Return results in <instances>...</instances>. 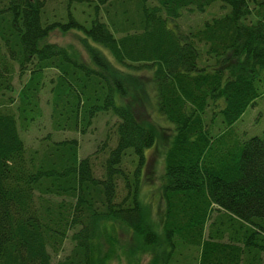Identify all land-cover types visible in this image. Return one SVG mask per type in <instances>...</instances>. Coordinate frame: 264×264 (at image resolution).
I'll return each instance as SVG.
<instances>
[{
  "label": "trees",
  "instance_id": "16d2710c",
  "mask_svg": "<svg viewBox=\"0 0 264 264\" xmlns=\"http://www.w3.org/2000/svg\"><path fill=\"white\" fill-rule=\"evenodd\" d=\"M214 1L98 0L85 25L70 12L67 21H50L46 0H0V264H51L67 239L72 248L56 264H107L119 248L129 256L134 248L119 244L112 222L133 234L138 250L152 252L150 264H169L178 246L196 247V264H240L250 254L252 235L264 233V134L232 143L229 128L260 96L264 0H220L229 12L188 33L167 24L176 27L183 10L203 12ZM55 29L82 30L89 61L47 42ZM203 55L212 63L200 65ZM29 64L13 111V99L3 96L13 90L15 65L20 75ZM50 67L58 71L50 89L54 130L84 133L108 110L117 118L114 146L107 148L106 138L96 149L106 153L101 175L89 155L78 158L75 138L54 140L49 132L28 149L20 136L19 127L41 115L42 71ZM141 70L149 76L143 79ZM149 86L156 110L174 125L165 151L160 252V236L138 200L144 153L156 133L138 119L133 102L146 99ZM213 108L221 114L217 134L206 120ZM127 155L135 160L130 174L122 168ZM118 179L125 193L117 200ZM213 209L229 224L253 228L245 245L206 233ZM253 244L264 251V243ZM259 252L251 257L264 264Z\"/></svg>",
  "mask_w": 264,
  "mask_h": 264
},
{
  "label": "rangeland",
  "instance_id": "374dc122",
  "mask_svg": "<svg viewBox=\"0 0 264 264\" xmlns=\"http://www.w3.org/2000/svg\"><path fill=\"white\" fill-rule=\"evenodd\" d=\"M99 5L98 0H46L44 12L50 21L63 20L67 21L68 12H70L77 20L83 21V24L88 25L95 16V5ZM99 9H102V4ZM230 6L222 3L220 0H216L211 3L203 12L196 11H182L181 16L174 22L176 27L172 24V21H168V25L174 30H178L182 33H188L201 29L206 21L211 20L214 17L222 16L228 13ZM101 16L104 15L103 10L100 11ZM104 19V18H103ZM84 33L80 29H71L68 32H60L55 29L49 33L46 40L50 43H56L58 45L67 47L72 53L77 55L80 59L89 61L85 46H84ZM90 44L92 41L88 40ZM96 47H99L95 45ZM102 49V48H101ZM108 60L117 67H123L117 63L111 56V54L102 49ZM207 60V61H206ZM212 63V59L203 55L199 61L200 65ZM31 68V64L27 66V69L19 75L18 66L15 65V73L12 79L13 90L5 92L3 99L10 96L13 100L11 109L15 111V106L19 104L18 91L22 87L23 83L28 79V69ZM124 70H126L124 68ZM127 71V70H126ZM139 74L143 79L149 76V72L146 70L139 71ZM58 71L53 68H47L42 71V80L44 81L38 93V105L41 113L40 117L34 119L27 129L23 130L19 121V133L24 141L25 146L28 149L37 148L40 145V140L47 133H51V138L54 140L71 139L75 138L78 141V158H84L89 155L91 160L94 161V172L96 175H101L102 168L100 166L101 157L106 155L105 152H96L98 147L102 146L107 138V148L113 147L116 140L115 124L117 118L112 114L110 110L98 113L93 119L91 125L87 128L86 132L80 133L79 131L72 130H54L51 125L50 111H51V86L56 81ZM53 80V83L50 82ZM256 85L259 90L260 96L255 99V103L249 106L240 118L229 128V136L232 143H242L245 140L253 136L262 137L264 134V69L261 70L260 80H256ZM149 86L147 98L142 96L136 102H133V109L138 119L145 125L152 126L156 133V140L152 147L145 150V163L140 168L141 177L138 189V200L141 204L148 222L152 225V228L160 236L161 244L157 247V251L163 249L162 242L164 241L162 223L164 212V199L162 196V184L165 171V151L168 143L174 135V125L169 122L163 115H161L155 106V100L153 98V92ZM2 100V99H1ZM4 102L5 101H1ZM222 102V101H221ZM212 111L217 114L213 116ZM212 119L213 133L217 134L218 130L222 128L221 114L217 112L216 108L208 110L206 120L209 122ZM220 131V130H219ZM103 149V148H102ZM99 153V154H96ZM96 154V155H95ZM96 158V160H95ZM135 160L132 156L127 155L123 161L122 168L128 174L135 168ZM118 199L125 193V188L122 179H118ZM222 216L217 210H211L209 219L206 222V233L209 232L211 224L217 225L219 217ZM222 226L229 227L231 229L237 224H229L227 218L224 216ZM115 237L119 239V244H124L128 241L134 248V251L129 255H125L119 248L117 254L112 257L107 264H135V259H138L137 264H150V258L152 252L140 251L137 249L138 243L130 242L136 240L133 234L124 226L119 223L112 222ZM211 226V228H213ZM213 232V231H212ZM232 237L229 232V238ZM222 239V237L220 236ZM227 241L234 243L231 238ZM259 243H264V233ZM235 244V243H234ZM72 243L67 239L64 243L62 250L57 255H52L51 264L63 258L70 252ZM107 249V247H103ZM168 248V247H167ZM150 250V249H149ZM255 255V252H252ZM261 260L264 261V251L259 253ZM198 256V249L194 246H178L175 248L173 255L170 257L169 264H196V258Z\"/></svg>",
  "mask_w": 264,
  "mask_h": 264
},
{
  "label": "crops",
  "instance_id": "0c3cea01",
  "mask_svg": "<svg viewBox=\"0 0 264 264\" xmlns=\"http://www.w3.org/2000/svg\"><path fill=\"white\" fill-rule=\"evenodd\" d=\"M209 229L212 230L213 232H215L214 234L217 236H219L221 234V237H222L221 241L227 242V240H229L231 238L234 241L235 245H238L240 247L245 245L244 241L246 239V236L250 233V231L253 230V228L249 225H243V226L236 225V226H233L231 229H229V227H226V226H222V225L217 226L216 225V226H213V228H211V226H210ZM229 232H231V235H232V237H230V238H229ZM260 233L261 232L258 230L254 235H252V238L250 239V242H249V248H248L250 254L244 255L240 264H257L253 261V258L251 257V255L253 254L252 252H255V253L259 252V250H258L259 248L257 246H255L253 244V242H255V241L259 242V240L262 239L263 232H262V234H260ZM245 253H247V250ZM259 257L261 259L260 254H259ZM261 261L264 263L263 260H261Z\"/></svg>",
  "mask_w": 264,
  "mask_h": 264
}]
</instances>
